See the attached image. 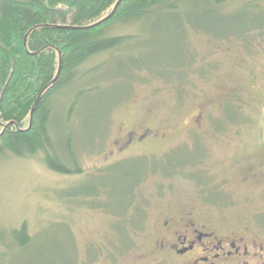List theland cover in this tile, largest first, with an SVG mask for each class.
I'll use <instances>...</instances> for the list:
<instances>
[{"label": "rangeland", "instance_id": "1", "mask_svg": "<svg viewBox=\"0 0 264 264\" xmlns=\"http://www.w3.org/2000/svg\"><path fill=\"white\" fill-rule=\"evenodd\" d=\"M214 9L136 25L128 49L91 58L84 68L100 64L98 74L59 92L50 129L56 140L74 137L81 173L52 171L42 153L0 154V264H147L148 223L182 207L223 209L231 223L264 229V31L231 34L264 25V0H228ZM182 49L189 58L179 87L128 64L132 56L148 65L175 62ZM73 100L68 126L58 123ZM144 129L149 138L119 151L126 132ZM170 155L189 162L169 176L148 173L131 208L105 206V188L90 194L93 184L114 183L130 168L123 162L161 165ZM254 164L262 174L244 181L243 170ZM23 223L31 240L20 247L12 233Z\"/></svg>", "mask_w": 264, "mask_h": 264}, {"label": "trees", "instance_id": "2", "mask_svg": "<svg viewBox=\"0 0 264 264\" xmlns=\"http://www.w3.org/2000/svg\"><path fill=\"white\" fill-rule=\"evenodd\" d=\"M226 1L0 0V154L11 152L17 156H30L42 153L46 166L52 171L69 175L81 173L74 137L66 132V140H56L50 129L55 97L76 80L98 74L100 64L84 68L91 58L120 48L128 49L125 47L133 41L132 28L136 25H150L153 19L158 20L164 14L186 12L190 8L197 10L202 6L215 10ZM186 24L196 25L190 20ZM123 28L129 31L121 32ZM249 30L262 32L264 25L231 34L245 37ZM186 56L182 49L175 62L160 59L148 65L142 63V56H132L128 57V64L145 65L148 71L162 76L174 88L179 87L177 82L184 80L183 61L189 58ZM76 102L69 103L63 121L58 120V123L68 126ZM234 119L231 111V122ZM175 158L170 155L161 165L159 161L151 164L149 160L123 162L119 165L130 168L123 171L121 168V173L113 178L114 183L93 184L90 194L105 188V195L111 196L105 206L112 205L116 210L131 208L135 188L150 175L148 173L155 175L163 171L169 176L171 171L181 169L179 166L189 162ZM121 216L115 214L117 218ZM121 227L115 223L116 231L122 232ZM12 236L20 247L31 240L24 223Z\"/></svg>", "mask_w": 264, "mask_h": 264}, {"label": "flooded vegetation", "instance_id": "3", "mask_svg": "<svg viewBox=\"0 0 264 264\" xmlns=\"http://www.w3.org/2000/svg\"><path fill=\"white\" fill-rule=\"evenodd\" d=\"M149 132H126L119 151L143 142ZM259 171V164L249 165L242 177L244 181H253L257 174H262ZM225 189L224 185L221 191ZM222 210L182 207L164 216L161 213L147 226L150 232L145 236L152 237L145 255L147 264H264V229L231 223L229 214ZM134 222L139 223L140 219Z\"/></svg>", "mask_w": 264, "mask_h": 264}]
</instances>
